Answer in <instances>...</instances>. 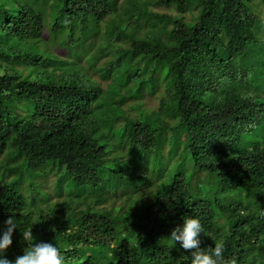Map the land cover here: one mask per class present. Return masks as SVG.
Instances as JSON below:
<instances>
[{"label":"trees","instance_id":"trees-1","mask_svg":"<svg viewBox=\"0 0 264 264\" xmlns=\"http://www.w3.org/2000/svg\"><path fill=\"white\" fill-rule=\"evenodd\" d=\"M254 1L264 5V0H155L177 15L133 6L135 12L112 24L106 38L91 28L98 32L114 15L107 0H0V177L16 169L13 179L21 182L25 171L54 162L75 186L105 184L109 194L124 196L122 205L105 210L83 201L65 208L52 204L45 213L28 207L20 183H3L0 234L10 216L16 224L13 244L3 255L10 260L22 255L23 234L32 231L37 241L55 244L65 264H191V253L169 236L193 217L203 226L201 249L222 242L225 259L264 260V31L250 9ZM141 15L150 26L140 38L135 19ZM48 22L64 29L63 44L72 43L65 47L67 56L101 65L103 75L91 73L108 84L116 80L119 92L135 87L137 95L101 103L97 81L79 74L73 61L40 49L42 33L53 34ZM46 61L55 64L51 71L43 68ZM65 66L69 70L55 73ZM159 84L164 97L156 110L121 119L118 104L153 95ZM109 129L117 130L101 144L100 131ZM162 135L169 146L165 154ZM177 135L183 136L179 151L192 167L212 174L217 190L235 200L212 203L204 186L169 169L180 144L172 145ZM151 174L157 177L154 185ZM27 185L31 199L47 201ZM140 190L149 199L145 203L136 195ZM253 249L257 253L250 258Z\"/></svg>","mask_w":264,"mask_h":264},{"label":"rangeland","instance_id":"rangeland-1","mask_svg":"<svg viewBox=\"0 0 264 264\" xmlns=\"http://www.w3.org/2000/svg\"><path fill=\"white\" fill-rule=\"evenodd\" d=\"M111 6H115L114 9V15L110 16V18H105V23H100L99 24V30L97 32V28H92L96 32H93V34L96 36L97 33L101 36L102 33H105V37L109 38L112 36V29H110L112 24H119L126 16L130 14H133L135 12L133 6H137L139 8H142L146 12L149 13H154L158 15H165V16H171L175 17L176 11L173 7L165 8L161 7L158 4L155 3V0H107ZM250 9L253 13L258 15L261 18L260 21V30L262 29L264 31V5L262 6V3L260 1H254L250 4ZM184 19L187 20L190 17V14H184L183 15ZM144 16H138L135 19V24L138 26V30L136 35L138 37H142L143 33L146 29L149 28L150 24L144 22ZM50 24V25H49ZM124 26V25H123ZM123 26H120V28H124ZM47 28L53 30V34H47L46 32L42 33L41 38L39 39V47L40 49H44L45 51L49 52L50 54H53L57 56L59 59H64V60H71V62L75 65H77V68L75 69L78 71L79 74L83 76L85 73L87 76L89 75L90 80L92 79L93 82H98L100 84V88L102 90V95L100 96V102L105 104V102H111L114 99H118L120 97L125 98L127 96L134 95L138 92H136L133 87L132 89L128 90V92H125L124 90L118 91V89L115 87L116 80L103 82L100 78L99 75L101 74L104 70L101 65L98 67L94 68L93 66L91 67V64L88 62L85 63L84 60H82L81 63L76 62V57L75 55L68 56L66 55L65 52V47H69L72 45V43H67L63 44L62 40L64 39L65 36V31L62 27H56L53 23H47ZM131 33V31H129ZM118 35V34H116ZM114 35V36H116ZM120 40L125 39L123 34L118 35ZM116 39V37L114 38ZM118 40V39H117ZM97 44H95L96 46ZM93 47V46H92ZM104 45H102V48ZM116 48V46H115ZM106 52V51H103ZM100 52H98L99 55ZM249 56H253L256 58L254 54H250ZM95 57V56H94ZM101 61H99L98 64H100ZM83 63V64H82ZM54 63L51 62H43V68H45L47 71H51V68L54 67ZM19 67V66H18ZM101 67V68H100ZM23 68L24 67H19ZM98 70L100 73L99 75L97 73H91V70ZM26 70V69H25ZM66 70H69L68 66L65 67H60L57 69L55 73H63ZM91 73V74H88ZM96 82V83H97ZM161 97H164L162 85H158L156 91L154 92L153 95H146L144 94L141 96L139 100H129L128 102L122 101L120 104H118L116 107L119 110V115L121 119L124 120L125 118V113L127 114L128 117L130 118H135L138 116L139 112H144V114H149L151 111H154L158 108V101ZM139 106V111L135 110V107ZM119 115L112 114V119L115 117H118ZM117 130V129H115ZM113 129L109 130H101L100 131V143L101 144H106L105 137L108 138L115 132ZM119 135V134H118ZM168 135V134H167ZM167 136L162 135L161 139L163 142L162 146V152L163 154L166 153L169 148L168 144L166 143V138ZM177 142H176V141ZM183 136L177 135L176 138L174 137L172 139V145L174 146L175 144H179L178 149H176L172 154L170 155L172 158L170 159L169 162V169L171 171L174 170H181L184 174V177L190 182H192V185H197V186H204L206 190H208V194L210 196V200L212 203L214 200H218L221 204H228L231 203L233 200H235V196H232L230 194H224L221 193L217 190L216 186V179L212 174L205 173V172H198L195 170L191 162L188 160L187 154H184L183 152H180L179 150L181 149V145L183 144ZM179 141V142H178ZM176 154H180L181 156L176 157ZM3 160L4 157H0V168L3 166ZM153 163V160H152ZM160 164L159 157H156L154 159L153 165L157 168V165ZM163 164V163H161ZM16 169H13L11 171L5 170L2 173V178L0 177V192L3 189V183L9 182L13 180L12 182L20 183V191L23 195L26 197L27 205L30 209L32 210H37L41 209L43 212H48V210L52 209V204H57L58 207L65 208V205H69L70 203L75 205V204H82L81 202L86 201V205L90 206L92 209H109L111 206H120L123 204L124 196L122 195V192H116L115 195L109 194L107 189V186L105 184H102L103 187H97V188H91L89 186H75L74 184H71L64 176V171L62 168H59L57 164L54 162H50L47 164L44 168H42L39 171L36 172H24L23 177L21 182L19 180H14V174L16 173ZM33 177V178H32ZM14 178V179H13ZM192 179V180H191ZM151 180L153 181V185L157 181V177H155L153 174H151ZM16 183L14 185H16ZM29 183H32L33 189L35 190L36 193L41 194V196H44L45 198L48 196V199L46 202H36L35 200L30 198L29 194V189L28 185ZM31 185V186H32ZM61 189V192L57 193V190ZM130 190L124 191V193L130 194ZM144 192V191H143ZM143 192L140 190L137 192V197H140L141 203H145V201L149 200L143 195ZM101 197L104 198V201L101 203L96 204L95 201H98ZM34 198H37V196H34ZM37 200V199H36ZM80 208L84 209L86 207H83L82 205ZM96 211V210H95ZM220 225L223 224V220H218L217 221ZM256 249H253L251 251V254H249V257L252 258L253 255H255ZM257 261L254 264H264L263 259L255 258ZM250 264V263H249ZM252 264V263H251Z\"/></svg>","mask_w":264,"mask_h":264},{"label":"clouds","instance_id":"clouds-1","mask_svg":"<svg viewBox=\"0 0 264 264\" xmlns=\"http://www.w3.org/2000/svg\"><path fill=\"white\" fill-rule=\"evenodd\" d=\"M5 227L0 234V264H65L64 256L60 249L51 242L37 241L32 231L23 234L27 247L22 255L10 260L3 255L13 244V233L16 224L10 216L5 222ZM203 226L198 218L184 219L182 227L177 226L171 231L170 239L179 243L186 251L191 253V264H237V259H225V247L222 242L215 243L210 251L201 249L200 236Z\"/></svg>","mask_w":264,"mask_h":264}]
</instances>
